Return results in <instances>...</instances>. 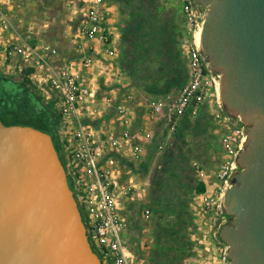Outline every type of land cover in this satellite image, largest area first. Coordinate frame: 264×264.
<instances>
[{
  "label": "rangeland",
  "instance_id": "rangeland-1",
  "mask_svg": "<svg viewBox=\"0 0 264 264\" xmlns=\"http://www.w3.org/2000/svg\"><path fill=\"white\" fill-rule=\"evenodd\" d=\"M76 1L83 7L82 0ZM116 1L121 2V57H117L116 64L107 73L112 79L120 80L115 86L121 87L123 97L133 95L136 102L142 101V112H148L149 119L139 128L157 140L147 151L146 166L129 176L135 185L126 196L133 199L131 207L135 214L126 219L127 228L134 238L139 237L135 239V247L130 244L133 254L130 263L220 264L226 256L227 245L219 240V234L229 217L224 215V207L221 211L206 209L194 189L201 163L212 169L221 163L220 160L213 164L210 158L212 152L217 159L222 158L217 109H208L194 121L181 119L175 129L166 120L170 99L177 97L189 81V52L196 42L197 30L203 26L207 9L196 0ZM189 1L193 2L195 11L192 20L185 11ZM6 5L13 15L12 34L32 43L61 36L68 42L71 33L77 32L84 20V12L72 7L70 0H8ZM8 48L10 51L11 44ZM4 52L1 44L0 77L30 86L31 64L19 53L5 55ZM40 98L48 108H53L46 94L44 97L41 93ZM107 100L109 97H105V103ZM211 100L214 105L215 99ZM152 101L162 105L155 117L147 108ZM105 107H100V111ZM110 108L111 117L106 119V126L118 130L119 114L114 105ZM129 117L134 122L132 110ZM146 209L151 212L149 219L142 214ZM140 242L146 249V257L145 250L142 257L139 254Z\"/></svg>",
  "mask_w": 264,
  "mask_h": 264
},
{
  "label": "water",
  "instance_id": "water-1",
  "mask_svg": "<svg viewBox=\"0 0 264 264\" xmlns=\"http://www.w3.org/2000/svg\"><path fill=\"white\" fill-rule=\"evenodd\" d=\"M225 111L248 126L220 231L230 264H264V0H196ZM0 264H102L51 134L0 121Z\"/></svg>",
  "mask_w": 264,
  "mask_h": 264
},
{
  "label": "built area",
  "instance_id": "built-area-1",
  "mask_svg": "<svg viewBox=\"0 0 264 264\" xmlns=\"http://www.w3.org/2000/svg\"><path fill=\"white\" fill-rule=\"evenodd\" d=\"M82 1L85 12L84 20L78 28L79 37L98 40L104 53L111 55L113 53L110 48L111 34L108 29L110 10L106 7L105 0ZM185 11L192 20L195 16L193 2L189 1L186 4ZM22 47L25 49V45ZM23 48L12 43L10 52L24 55ZM52 53H57V50H53ZM94 63L95 59L88 56L82 59L80 66L83 69H90ZM189 72V81L181 88L178 96L171 98L167 105L166 120L173 129L181 119L197 118L211 97H214L215 104L223 111L220 100L221 75L211 69L197 42L189 52ZM48 82L49 88L45 94L53 107L49 108V111L56 120V132L59 125L71 130L67 131L65 141L59 139L58 134L57 136L68 179L86 225L89 242L102 264H130L123 232L126 221L121 207L122 195H128L129 188H123L120 184L119 162L121 154L127 149L135 159H139L143 152L140 134L134 132L132 128L130 108L125 101L116 102L109 98L105 103L106 107L102 108L103 111H100L101 106L86 110L93 102L95 93L80 83L71 67H65L52 75ZM127 99L132 101L133 96L128 95ZM112 105L119 114L116 118L120 125L119 132L106 127L96 135L91 127L74 124L75 117L83 111L88 118H93L101 116ZM150 107L156 114L162 110V105L156 101H152ZM217 117L220 119L221 116ZM223 121L225 127L222 146L226 157L217 173L219 188L215 198H203V206L216 211L223 210L225 194L232 187L233 179L239 171L237 158L244 149L248 132L246 124L225 110ZM150 137V133L144 135L145 139ZM159 148H163L162 145ZM144 216L150 218L151 212L146 210Z\"/></svg>",
  "mask_w": 264,
  "mask_h": 264
},
{
  "label": "crops",
  "instance_id": "crops-1",
  "mask_svg": "<svg viewBox=\"0 0 264 264\" xmlns=\"http://www.w3.org/2000/svg\"><path fill=\"white\" fill-rule=\"evenodd\" d=\"M8 0H0V45L5 47V52L4 54L7 55L8 52L10 55L18 54L14 52H10L8 45L14 43L19 45V47L23 48L22 46L25 45V54L21 56L24 57V59L30 63L32 69H34V72L30 74L29 76V81H30V86L34 93L40 98V94L42 93L43 96L45 97V92L48 91L49 88V78L62 70L65 67H71V71L76 74L79 78V81L82 85L88 87L90 90H93L95 93V97L93 99V102L91 105H89L87 109H90L91 107H96V106H106L105 104V97H109L110 99H113V101L116 102H124L127 103L130 110L133 111L135 120L134 122L132 121V128L134 132H137L140 134V143L143 146V152L142 155L140 156L139 159H135L132 156V153L129 149H127L124 153L121 154V159L119 162L120 166V184L123 186V188H129V190L135 185V183L132 180H129V176L132 172L139 171L146 166V155L147 151L150 150V144L151 143H156L157 140L154 138L153 134L147 131H143L141 126V123L145 121L146 119H149L148 117V112H142L143 109V103L141 100H138L136 102V99L129 101L127 99L128 95H124V93L120 90L121 87H116L115 85L120 82V80L112 79L107 73L111 70L113 67V64H116L118 58L120 59V51L122 49V44L120 40L121 36V15H120V6L121 2H118L116 0H105L106 7L110 10V18L108 22V29L110 31V37H111V42H110V48L112 50V54L108 55L104 53L103 47L101 44L98 42V40H87V39H81L79 37L78 30L77 32L71 33L70 39H68V42L64 40V37H56L52 39H41L38 43H32L28 39H22L14 34H12L11 30L14 26V20H13V15L11 12V9H9L8 5H6V2ZM72 3V7L79 9L80 12H85L83 7L78 6L76 0H70ZM79 7V8H78ZM21 41V43H19ZM67 42V43H65ZM22 45V46H21ZM81 45V47H80ZM69 46V47H68ZM53 50H57V53H52ZM63 50V51H62ZM92 56L95 59V63L92 68L90 69H83L80 66V62L84 57ZM117 58V59H116ZM116 60V61H115ZM47 89V90H46ZM38 92V93H37ZM41 92V93H40ZM47 98V96H46ZM214 100V97H211ZM211 98L208 100L206 106L204 109L201 111L200 115L197 118H187L189 121H194L196 119H199L202 117L204 114L208 112V109L212 111V107L214 109L216 108L215 112L217 111V115L221 116L220 119L218 120L219 123V131H221V138L219 142V152L222 154V158L215 156V154L210 155V158L213 161V164L221 160V163L224 161L226 157V153L224 151V148L222 146V136L224 133V127L225 123L223 121V114H224V108L223 111L222 109L218 108L216 104H211ZM41 99V98H40ZM49 102V101H48ZM45 104V103H44ZM142 106V107H141ZM149 110L152 113V117H155L156 113L151 109L150 106H147ZM213 109V110H214ZM110 111H112V108L108 109L105 111L104 117L99 116V117H93V118H88L85 115V111H83L80 115L76 116L74 119V124L77 126L81 125L84 127H91L94 129L93 131L95 132L96 135L101 133L102 130H105V128L108 126L106 119H109L111 117ZM226 112V111H225ZM216 118H218L216 116ZM132 120V119H131ZM187 120V122H188ZM107 125V126H106ZM140 125V126H139ZM75 126V125H74ZM110 128V127H109ZM114 128V127H111ZM110 128V129H111ZM118 130L115 129L116 132H119L120 130V125L118 123ZM68 132L71 130H68L67 128H64L63 125H59L57 127V134L59 136V139L62 141H65L68 136ZM146 133H150L151 137L148 139L144 138V135ZM157 145V144H156ZM156 145L153 146L156 148ZM154 149V148H152ZM219 154V155H220ZM218 156V155H217ZM202 162V161H201ZM220 163V165H221ZM205 163H201L200 168L201 171L196 174L198 181L197 185L194 188L195 192L197 193V197L200 199L202 202L201 204L203 205V198L207 197L209 199L215 198L218 188H219V180L217 177V170L218 166L220 168V165L215 164V168H209L205 167ZM196 178V179H197ZM203 186L205 191L202 193H199L198 188ZM131 199V198H130ZM129 196L122 195V202H121V207H122V215L126 221V226L124 229V238L126 245L128 247L129 255L130 258L133 257L132 252V247L130 244H132L133 247H135L136 240L139 237L132 236L130 232H128V224H127V218L129 216H133L135 214V210L133 206L131 207V204L133 199L130 200ZM149 210V209H146ZM143 211V216L144 212ZM150 211V210H149ZM145 217V216H144ZM149 219V218H148ZM220 238V236H219ZM221 241V238L219 239ZM142 242V241H141ZM140 242L139 245V254L142 257V252L145 250V253L143 255H147L146 249H144L143 243ZM131 248V250H130ZM226 254H227V248H226ZM140 256H137V259H141ZM130 263V259H129ZM138 263V262H136ZM132 264V263H130ZM220 264H230V260L225 256L223 260L220 261Z\"/></svg>",
  "mask_w": 264,
  "mask_h": 264
},
{
  "label": "trees",
  "instance_id": "trees-1",
  "mask_svg": "<svg viewBox=\"0 0 264 264\" xmlns=\"http://www.w3.org/2000/svg\"><path fill=\"white\" fill-rule=\"evenodd\" d=\"M33 72L34 69H29V75ZM28 82L30 84L29 79ZM20 85L25 88L24 92L26 93L23 96V99H21L22 102L20 105H17V107H14L11 110H6V112L11 115L9 122L6 125H29L51 134L55 143V147L65 165L64 158L61 155L60 143L56 132L57 123L55 118L49 111V108L34 93L31 86H28L26 83H21ZM6 112H3V114ZM198 191L199 193H202L205 191V189L203 186H201L198 188ZM224 215L227 218L229 217L225 213ZM221 242L223 241L221 240Z\"/></svg>",
  "mask_w": 264,
  "mask_h": 264
},
{
  "label": "flooded vegetation",
  "instance_id": "flooded-vegetation-1",
  "mask_svg": "<svg viewBox=\"0 0 264 264\" xmlns=\"http://www.w3.org/2000/svg\"><path fill=\"white\" fill-rule=\"evenodd\" d=\"M21 83L14 82L11 79L0 77V121L4 124L9 122L11 117L7 109L11 110L17 105H20L23 99L25 88L20 85ZM23 91V92H22ZM3 112H6L3 114Z\"/></svg>",
  "mask_w": 264,
  "mask_h": 264
},
{
  "label": "bare ground",
  "instance_id": "bare-ground-1",
  "mask_svg": "<svg viewBox=\"0 0 264 264\" xmlns=\"http://www.w3.org/2000/svg\"><path fill=\"white\" fill-rule=\"evenodd\" d=\"M202 29H203V26H201L196 32V42H197V44H200V37H201Z\"/></svg>",
  "mask_w": 264,
  "mask_h": 264
}]
</instances>
